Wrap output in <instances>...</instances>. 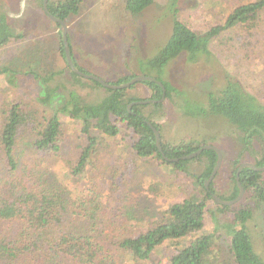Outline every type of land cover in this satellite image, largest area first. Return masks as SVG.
<instances>
[{"label": "trees", "instance_id": "16d2710c", "mask_svg": "<svg viewBox=\"0 0 264 264\" xmlns=\"http://www.w3.org/2000/svg\"><path fill=\"white\" fill-rule=\"evenodd\" d=\"M35 1L42 8L43 0ZM82 3L83 0H48L47 12L66 22L78 14ZM153 3L154 0H122L124 10L132 16L145 12ZM179 4L180 0H167L166 9L171 14L169 35L149 57L138 61L142 76L153 73L156 76L151 77L162 85L142 82L150 90L151 95L147 99L152 103H137L143 100L128 96L127 88L110 89L94 80L84 79L74 73L65 61L70 78L66 80L69 84L67 92L61 90L64 85L61 80H56L58 72L43 76L32 74L42 86L39 102L49 105L52 100L62 98L63 102L52 114L46 115L45 111L39 113L28 103H13L1 113L0 264H264L254 250L246 227V220L251 217L246 208L236 211L232 221L222 225L229 238L230 260L220 261L215 256L212 250L215 246L213 232H203L186 243L187 238L202 231L206 201L214 200L212 183L208 188H205V183L216 164L217 154L213 150H205L193 159L166 161L164 157L180 159L201 147L192 141L178 145L161 143V154L150 127L152 125L160 134L159 126L151 119L163 113L165 101L185 117L196 120L214 118L229 125L236 133L238 153L232 164L236 168L232 175L233 191L228 199L237 197L236 173L243 157L249 155L253 161L250 163L257 168L264 166L263 100L244 88L234 76L226 75L221 87L195 96L171 84L165 75L169 64L179 57H185L189 64L200 58L211 60L214 56L210 49L211 42L227 30L242 29L249 38L252 37V32L264 15V0L237 6L221 26L211 27L204 32L193 30L179 18ZM42 13L51 21L43 8ZM6 17V13L0 11V49L21 37L6 23ZM69 50L71 53L70 46ZM61 52L64 57L63 44ZM73 63L77 70L88 74L75 64L74 59ZM1 75L7 76L9 84L14 83L15 74L8 66L0 67ZM130 80V77L122 78L111 84L121 85ZM79 88L100 89L104 93L99 98L91 95L86 99L80 95ZM163 90L164 99L159 102ZM147 106L151 111L144 114ZM59 113L79 122L80 131L85 136V145L75 165L67 170L76 182L81 181L88 172L87 166L98 145L92 131L110 138L125 133L132 139V153L141 161L156 160L177 172H187V165L191 161L201 162V172L193 176L204 192L203 198L200 201L186 199L170 205L157 219L150 215L148 218L139 217L137 223L142 224L137 225V232L121 231L119 225L125 224V218L119 217L121 214L117 215L113 206L110 208L101 203V193L90 190L74 199L70 197L67 184L42 169L47 157H61L65 134ZM26 131L30 133L25 135ZM24 135L30 137L28 143L32 156L20 164L19 143ZM263 173L251 168H243L239 172L243 190L250 194L249 199L252 198L256 204L264 202ZM91 205L93 208L89 212ZM100 212H103L102 215ZM230 224L235 227H229ZM168 242L174 246V251L165 263H161L156 259L155 251Z\"/></svg>", "mask_w": 264, "mask_h": 264}, {"label": "rangeland", "instance_id": "374dc122", "mask_svg": "<svg viewBox=\"0 0 264 264\" xmlns=\"http://www.w3.org/2000/svg\"><path fill=\"white\" fill-rule=\"evenodd\" d=\"M254 1L180 0L178 16L193 30L204 32L211 27L221 26L237 6ZM166 5L167 0H154L145 12L132 16L124 10L122 0H83L78 14L65 22L70 54L75 64L108 84L122 78L130 77L132 80L142 76L138 61L149 57L169 35L171 14ZM0 9L6 13V23L13 32L21 36L0 49V67L8 66L15 74L12 85L7 76H0V116L13 103H28L39 113L45 111L46 115H50L63 100L59 97L49 105L39 102L42 86L32 74L34 72L43 76L58 72L55 78L61 80L64 84L61 90L67 92L69 84L66 80L70 78L61 52L60 26L46 18L35 0H0ZM252 34L249 38L242 29L223 32L210 44L214 54L211 60L200 58L189 64L185 57H179L166 68L165 79L196 96L203 91L218 89L225 83L226 75H230L264 102V15ZM147 75L156 76L153 73ZM79 92L86 99L91 98V95L99 98L104 93L91 88H79ZM126 94L143 101L151 95L149 88L142 82L127 88ZM150 111L151 108L147 106L144 114ZM58 116L65 134L61 157H47L42 169L67 184L70 197L74 199L90 190L101 193V203L110 208L113 206L114 212L125 218V224L119 225L121 231L137 232V225L142 224L137 223L139 217L148 218L150 215L157 219L170 205L186 199L200 201L203 198L204 192L193 176L201 172V162L191 161L187 165V172H177L156 160L141 161L132 153V139L125 133L110 138L93 130L92 135L97 138L98 145L87 166L88 172L81 181L76 182L67 170L75 165L85 145V136L80 131L79 122L62 113ZM151 120L160 128L162 144L178 145L192 141L199 147H217L221 162L210 183L215 196L225 201L232 200L228 198L233 191L232 175L236 166L232 164L238 148L236 133L229 125L214 118L196 120L185 117L166 101L163 113L154 115ZM27 133L30 132L26 131L25 135ZM25 135L19 143L20 164L32 156L28 143L30 137ZM250 158L246 154L239 165H253ZM2 165L0 154V167ZM249 197L250 194L243 191L240 200L226 206L227 210L208 199L203 229L187 238L186 243L203 232H213L215 246L212 250L215 256L220 261L230 260L229 238L222 225L231 222L236 211L246 208L251 216L246 220L247 230L255 252L264 260V202L256 204ZM92 208L93 205L88 208L89 212ZM100 213L102 215L103 212ZM229 227L235 225L230 224ZM173 251L174 246L168 242L155 251L156 259L165 263Z\"/></svg>", "mask_w": 264, "mask_h": 264}, {"label": "water", "instance_id": "95a60500", "mask_svg": "<svg viewBox=\"0 0 264 264\" xmlns=\"http://www.w3.org/2000/svg\"><path fill=\"white\" fill-rule=\"evenodd\" d=\"M47 2H48V0H43V2H42L43 11L47 14L48 18L51 21H53L55 23H58L60 25V31H61V36H62V44H63L65 61H66L67 65L69 66V68L74 73H76L78 76H81L84 79L94 80V81L100 83L102 86H104L106 88L115 89V90L116 89L129 88L130 86H132V85H134L136 83L143 82V81L155 82L158 85L162 86L160 82L156 81L154 78L149 77V76H137V77L133 78L132 80H130L129 82L125 83V84L112 85V84H108V83L104 82L103 80H101L100 78H98L96 76L85 74V73L77 70L75 68V66H74L73 59H72V56L70 54L69 45H68L67 36H66L67 29H66L65 22H63V21L51 16L50 14H48V12H47ZM164 94H165V91L163 90V94H162V97L159 100V102H161L164 99ZM152 102H153L152 100H145V101H141V102H137V103L147 104V103H152ZM150 127H151V129H152V131L154 133V136H155L156 147H157L158 151L161 154H163L162 148H161V140H160L159 133L154 127H152V125H150ZM205 150H213L217 154L216 164H215V166H214V168L212 170V173H211L209 179L205 183V188H208L209 183L214 178V176H215V174H216V172H217V170L219 168L220 162H221V153H220V151H219V149L217 147L212 146V145H204L201 148H199L196 152H194L192 154H189V155H186V156H183L180 159H167L166 157H164V159L166 161H169V162H177L178 160H189V159H193V158L197 157L198 155H200ZM243 168H251V169H253L255 171L264 172V166L261 167V168H257L254 165H251L249 163H244V164L240 165L238 167V170H237V173H236V182H237V186H238V189H239V193H238L237 197L235 199H233V200L225 201V200H222V199L218 198L217 196L213 195L212 197H213V199L215 200V202L217 204H220V205H223V206H229V205H232V204H234V203H236L237 201L240 200V198L243 195V191L244 190H243V187L241 186V184L239 182V172Z\"/></svg>", "mask_w": 264, "mask_h": 264}]
</instances>
